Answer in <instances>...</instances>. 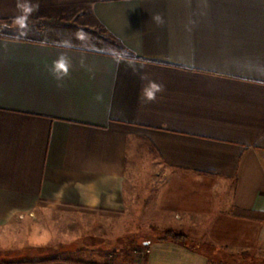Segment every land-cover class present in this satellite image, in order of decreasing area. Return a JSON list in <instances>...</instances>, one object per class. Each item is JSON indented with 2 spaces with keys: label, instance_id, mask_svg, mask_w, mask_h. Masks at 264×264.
<instances>
[{
  "label": "crops",
  "instance_id": "1",
  "mask_svg": "<svg viewBox=\"0 0 264 264\" xmlns=\"http://www.w3.org/2000/svg\"><path fill=\"white\" fill-rule=\"evenodd\" d=\"M59 8L77 27L14 39L1 33L16 0H0V264L94 263L22 253L77 240L67 214L148 205L187 242L96 264H264V0H40ZM61 39L72 68L58 82ZM130 60L165 86L155 102Z\"/></svg>",
  "mask_w": 264,
  "mask_h": 264
},
{
  "label": "rangeland",
  "instance_id": "2",
  "mask_svg": "<svg viewBox=\"0 0 264 264\" xmlns=\"http://www.w3.org/2000/svg\"><path fill=\"white\" fill-rule=\"evenodd\" d=\"M65 9L67 8L43 10L33 13L29 20L31 31L28 35L40 36L46 30L55 29L56 25L66 23V20L71 21L72 23L69 24L73 25L74 28L77 27L75 24L79 21L80 17L76 18L74 13H69ZM12 33H17L16 26L15 28L8 29V34L13 35ZM44 36L50 37L46 33ZM147 168L149 169V167ZM154 168L157 169L158 167ZM141 169V166L135 165L132 172L139 173L142 172ZM145 208V212L141 214H67V233L72 237L78 236L77 240L67 241L66 243L60 242V245L55 247L34 249L35 252H31L34 250H28V252L22 253V255L30 257L37 254L39 257H47L56 256L57 254V256L87 259L94 263L103 259L109 262L112 260L109 256L115 258L116 252H120L126 257L130 251H133L134 255L138 256L139 252L144 250L146 241L152 238H159L168 231L156 229L157 225H160V222L171 221L169 216L156 213L150 205ZM46 216V219L49 220L45 223L51 222L54 231H58L59 229L56 227L59 226L57 220L60 215L50 214ZM61 217L63 216L61 215ZM151 227H155V229ZM172 231L180 233L175 230ZM9 256L10 258H14L15 255ZM128 264L135 263L130 262Z\"/></svg>",
  "mask_w": 264,
  "mask_h": 264
},
{
  "label": "clouds",
  "instance_id": "3",
  "mask_svg": "<svg viewBox=\"0 0 264 264\" xmlns=\"http://www.w3.org/2000/svg\"><path fill=\"white\" fill-rule=\"evenodd\" d=\"M16 9L18 14L13 17V24L16 26L17 33L20 37L27 36L31 31L29 24L30 17L33 13L39 11L40 0H16ZM153 19L157 24L163 23V19L159 14L155 15ZM75 39L81 42L82 45L87 46L90 37L81 29L75 33ZM55 45L57 48L65 49V51L59 52L57 58L53 60L49 68V73L56 81L62 82L70 75L72 61L68 53L73 48V44L70 39H61L56 41ZM81 66H84L83 59L81 60ZM128 66L132 68L134 74L139 73V79L142 82L139 96L140 101L142 103L155 102L158 94L165 90V86L151 79L147 72L142 71L146 67L145 62H140L137 67L136 62L130 60ZM97 99L102 100V97L98 96Z\"/></svg>",
  "mask_w": 264,
  "mask_h": 264
},
{
  "label": "trees",
  "instance_id": "4",
  "mask_svg": "<svg viewBox=\"0 0 264 264\" xmlns=\"http://www.w3.org/2000/svg\"><path fill=\"white\" fill-rule=\"evenodd\" d=\"M1 35L4 36V37H7V38H14V39L18 38L16 36L9 35V34L3 33V32L1 33ZM158 239H163V240H165V239H174V240H177V241L187 242V237L184 234L177 233V232H174L172 230H168L165 235L159 237ZM90 264H96V263H90Z\"/></svg>",
  "mask_w": 264,
  "mask_h": 264
}]
</instances>
